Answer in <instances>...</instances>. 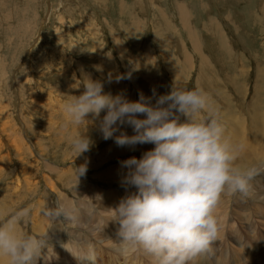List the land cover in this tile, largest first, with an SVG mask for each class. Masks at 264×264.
Listing matches in <instances>:
<instances>
[{"label":"rangeland","instance_id":"1","mask_svg":"<svg viewBox=\"0 0 264 264\" xmlns=\"http://www.w3.org/2000/svg\"><path fill=\"white\" fill-rule=\"evenodd\" d=\"M85 77L105 93L130 101L142 94L152 105L172 87L203 89L201 115L217 116L231 144L241 145L237 154L245 151L261 171L246 194H221L218 245L191 264H264V0H0V140L8 145L0 155L10 158L0 157V223L30 209L17 227L47 242L36 264H78L75 253L89 246L96 264H151L142 250L119 251L110 203L135 191L122 186L120 161L154 145L103 139L102 111L86 118L93 143L74 158L69 140L84 126L68 123L62 102L84 91ZM118 129L114 135L133 134L130 125ZM250 141L263 158H254ZM81 164L87 171L77 180ZM57 206L69 216L42 212Z\"/></svg>","mask_w":264,"mask_h":264},{"label":"clouds","instance_id":"2","mask_svg":"<svg viewBox=\"0 0 264 264\" xmlns=\"http://www.w3.org/2000/svg\"><path fill=\"white\" fill-rule=\"evenodd\" d=\"M84 91L62 102L68 123L78 131L69 140L74 158L90 150L93 143L85 134L89 114L98 118L102 138L114 139L118 147L151 143L154 148L137 159L120 161L126 169L121 179L124 187H133L111 209V219L119 224V251L125 254L142 250L151 264H191L194 257L207 251L217 239V207L221 194L247 193L250 182L261 171L253 165L237 167V150L225 136V128L208 109L207 94L201 88L174 89L159 96L156 104L142 94L136 101L103 91L99 80L85 77ZM166 105V106H164ZM143 114L144 118H139ZM181 115L185 119L181 120ZM133 129L128 135L118 125ZM77 180L87 165L76 166ZM45 216L68 217L63 206L43 210ZM30 214L25 208L0 223V260L3 264H36L46 248V241L21 231L17 224ZM78 264H96L94 249L89 246L74 255Z\"/></svg>","mask_w":264,"mask_h":264},{"label":"bare ground","instance_id":"3","mask_svg":"<svg viewBox=\"0 0 264 264\" xmlns=\"http://www.w3.org/2000/svg\"><path fill=\"white\" fill-rule=\"evenodd\" d=\"M256 121V120H255ZM228 122V121H227ZM258 130V129H257ZM235 132V131H234ZM239 132V131H238ZM232 133V132H231ZM225 135L227 136V138L229 139V141L230 140H232V139H234L235 140V137H234V135H227L226 133H225ZM238 135V134H237ZM247 137V136H246ZM254 138L255 139H259V137H258V132L257 131H255V133H254ZM11 140V139H10ZM13 141H14V139H13ZM239 142H240V140H239ZM238 142V143H239ZM242 143V142H241ZM17 144V143H16ZM15 144V145H16ZM4 145H6V146H8L7 144H6V142L3 140V143H2V141L0 140V153L3 151V146ZM39 145V144H38ZM233 145V147L237 150V151H239V152H241V148H240V146L241 145H237V144H232ZM249 145L250 146H252L253 148H254V153H255V155H254V158L256 159V157H258L257 159H260L261 158V156H262V152L258 149V147L254 144V142L252 143L251 141L249 142ZM12 147V146H11ZM7 148V147H6ZM23 148V147H22ZM24 148H26V147H24ZM23 148V149H24ZM8 149V148H7ZM17 149H19L18 147H17ZM45 149V148H44ZM43 149V150H44ZM6 150V149H5ZM8 151V150H7ZM244 151V150H243ZM246 151H250V150H247V148H246ZM23 152V151H22ZM7 154L8 153H5V154H3V155H0V157H1V160H3V161H9L10 160V158L9 157H7ZM243 154H245L246 156H247V153L244 151L243 152ZM242 153H240V154H237V159H236V161H235V164H236V166L237 167H240L241 169L244 167V168H246V167H248V166H250V164H254V162H252V161H250L249 162V159H252V158H246V156L245 155H243ZM25 156V155H24ZM262 158H263V156H262ZM253 160V159H252ZM260 163V162H259ZM30 165V164H29ZM31 166V165H30ZM48 169H49V167H47ZM24 169V168H23ZM29 169V168H28ZM27 171V170H26ZM44 177V176H43ZM17 179V178H16ZM48 179V178H47ZM21 180V179H20ZM25 180H28L27 178H26V175H25V179L23 178V181H25ZM48 181H50V180H48ZM27 182V181H26ZM19 183V180H17L16 181V184H18ZM27 183H29V182H27ZM19 186V185H18ZM73 188L74 187H72L71 188V190H73ZM262 188V187H261ZM74 191H75V193H77V192H79L78 190H76V189H74ZM132 192V191H131ZM260 192V191H259ZM261 192H264V191H261ZM130 193V190H128L127 189V193L124 195V196H126L127 194H129ZM106 194V193H105ZM112 194V193H111ZM116 194V193H115ZM114 195V194H113ZM109 196V195H108ZM123 196V197H124ZM85 197V196H84ZM122 197V198H123ZM258 197V196H257ZM107 198V197H106ZM119 200H121V197L119 196V198H118ZM106 201H107V199H106ZM105 201V202H106ZM79 205V204H78ZM110 205H111V208H114L115 207V201H113V203L111 204L110 203ZM260 205V204H259ZM117 206V205H116ZM263 207V206H262ZM103 211L105 210V208L104 209H102ZM108 210V209H107ZM217 211V210H216ZM262 211V210H261ZM257 213H259V212H257ZM259 216V215H258ZM261 216V215H260ZM221 217V216H220ZM102 222V221H101ZM110 223V222H109ZM118 224V223H117ZM119 225V224H118ZM106 226V225H105ZM86 227H87V225H86ZM85 227V228H86ZM93 227V226H92ZM88 228V227H87ZM116 228L117 227H115L114 229L116 230ZM90 229V228H89ZM89 229H88V231H89ZM118 229V228H117ZM91 231H92V229H91ZM110 231V230H109ZM227 231V230H226ZM94 233V232H93ZM115 233V232H114ZM108 234V233H107ZM111 235V234H110ZM89 236V235H88ZM87 236V237H88ZM118 236V235H117ZM84 237V236H83ZM90 237V236H89ZM100 236H98V239L100 240ZM118 238H120V237H118ZM91 240V239H90ZM96 240V239H95ZM89 241V240H88ZM83 242V241H82ZM96 242V241H95ZM106 242H107V244H108V241H107V239H106ZM106 242H103V244L104 243H106ZM110 242V241H109ZM98 244V243H97ZM99 245V244H98ZM110 245V244H109ZM113 245V244H112ZM116 245V244H115ZM117 247V246H116ZM114 249V248H113ZM117 249H118V247H117ZM115 250V249H114ZM113 251V250H112ZM115 253H116V251H115ZM121 254V253H120ZM75 255H77V253H75ZM111 255V254H110ZM115 257V256H114ZM116 258V257H115ZM124 258V257H123Z\"/></svg>","mask_w":264,"mask_h":264}]
</instances>
